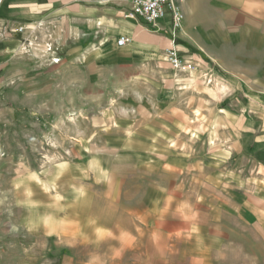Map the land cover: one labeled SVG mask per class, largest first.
Masks as SVG:
<instances>
[{
    "label": "rangeland",
    "instance_id": "rangeland-1",
    "mask_svg": "<svg viewBox=\"0 0 264 264\" xmlns=\"http://www.w3.org/2000/svg\"><path fill=\"white\" fill-rule=\"evenodd\" d=\"M4 9L2 0L0 50L22 35L21 27L2 21ZM58 63L22 39L12 52L0 51V264L68 262L56 248L70 242L76 246L73 263L100 258L85 238L93 216L101 214L89 190L94 179L85 175L90 153L107 182L153 181L156 169L168 166V152L173 162L192 168L190 179L203 165L217 167L222 178L252 167L251 148H228L230 139L243 138L244 117L231 110L235 99L217 83L214 68L202 70L197 62L189 73L175 72L168 62L133 67L131 77L95 85L72 103L66 80H56ZM208 71L211 85L201 79ZM154 125L168 139H160L158 157H141L152 150L147 138ZM114 169L120 170L115 176ZM253 193L246 216L238 213L230 222L235 238L222 248L228 253L218 255L220 264H264V192Z\"/></svg>",
    "mask_w": 264,
    "mask_h": 264
},
{
    "label": "crops",
    "instance_id": "crops-1",
    "mask_svg": "<svg viewBox=\"0 0 264 264\" xmlns=\"http://www.w3.org/2000/svg\"><path fill=\"white\" fill-rule=\"evenodd\" d=\"M133 1L5 0L2 21L23 32L0 51L12 52L22 39L55 56L60 60L56 80H66L72 103L95 85L108 87L131 77L133 67L168 62L173 49L194 56L202 70L214 68L217 83L235 99L231 110L244 117L243 138L230 139L228 148H251L252 162H247L252 167L234 168L222 178L217 167L203 165L190 179L192 168L173 162L168 152V166L155 168L153 181L107 182L101 179L103 167H93L90 153L85 175L94 179L89 190L101 214L93 216L85 238L99 248L100 258L91 264H220L218 255L228 253L222 248L235 238L230 222L238 213L246 216L254 191L264 192V0H176L184 15L177 32L169 17L155 26L127 19ZM122 38L127 42L119 46ZM154 126L147 138L152 150L141 157H158L160 139H168L160 125ZM75 249L71 242L68 248H56V255L68 256V262L53 264H75Z\"/></svg>",
    "mask_w": 264,
    "mask_h": 264
},
{
    "label": "built area",
    "instance_id": "built-area-1",
    "mask_svg": "<svg viewBox=\"0 0 264 264\" xmlns=\"http://www.w3.org/2000/svg\"><path fill=\"white\" fill-rule=\"evenodd\" d=\"M127 0H104L106 5H116L124 3ZM129 20H141L149 26H155L159 21L170 18V24L175 32L182 30L184 23V15L180 5L176 0H134L132 2V9L125 16ZM19 32H23L20 29ZM124 38L120 39L118 44L123 46L126 44ZM59 59L56 60V63ZM168 63L175 72L189 73L198 68L193 57L185 59L181 57L179 51L176 49L168 52ZM213 71H208L201 79L205 84L211 85L214 82L212 75Z\"/></svg>",
    "mask_w": 264,
    "mask_h": 264
},
{
    "label": "water",
    "instance_id": "water-1",
    "mask_svg": "<svg viewBox=\"0 0 264 264\" xmlns=\"http://www.w3.org/2000/svg\"><path fill=\"white\" fill-rule=\"evenodd\" d=\"M2 2V0H0V3Z\"/></svg>",
    "mask_w": 264,
    "mask_h": 264
}]
</instances>
